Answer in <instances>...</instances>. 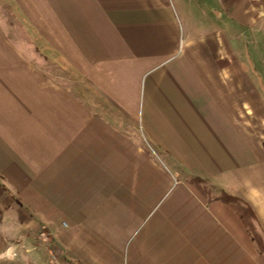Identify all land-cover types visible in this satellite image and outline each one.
Returning <instances> with one entry per match:
<instances>
[{
	"label": "crops",
	"instance_id": "1",
	"mask_svg": "<svg viewBox=\"0 0 264 264\" xmlns=\"http://www.w3.org/2000/svg\"><path fill=\"white\" fill-rule=\"evenodd\" d=\"M119 229L264 264V0H0V264H118Z\"/></svg>",
	"mask_w": 264,
	"mask_h": 264
},
{
	"label": "trees",
	"instance_id": "2",
	"mask_svg": "<svg viewBox=\"0 0 264 264\" xmlns=\"http://www.w3.org/2000/svg\"><path fill=\"white\" fill-rule=\"evenodd\" d=\"M200 188L203 192V195L208 200L212 199L214 197H219L222 200H224L228 205H231V206L236 207V208H245L247 211L244 213V215H246V222H247V226H248V222L251 221V218L249 217L251 213L248 211V209L250 211H251V209H250L248 202H246V201L238 198L237 196H234L233 194L226 192L224 190H219V194L215 195L214 192H212L213 187L211 188V186H209L207 184V182H205V181L203 182L202 187L200 185ZM239 213L241 214L242 212L239 211ZM251 232H254V230L251 229ZM251 235H252V238L255 240L256 244L259 246V244H261V242L258 239V234L257 233H251ZM262 253H263V251H262Z\"/></svg>",
	"mask_w": 264,
	"mask_h": 264
},
{
	"label": "rangeland",
	"instance_id": "3",
	"mask_svg": "<svg viewBox=\"0 0 264 264\" xmlns=\"http://www.w3.org/2000/svg\"><path fill=\"white\" fill-rule=\"evenodd\" d=\"M212 192H214L215 195L219 194V190H217L215 187H213ZM127 231H130V229L129 230L123 229L122 232H121V229H119V231H118V232H120L119 240H118V244H117V252H118L117 263L118 264H128L129 260H130L129 258H130V252H131L130 250H131V246H132V244H131L132 238L127 236V234L121 235V233H127ZM42 232H44L45 238L49 237L45 231H42ZM258 239L261 242V244H259V249L261 251H263V253H264V235L258 234ZM54 254L55 253H53V255ZM54 256H55V258L52 257L51 261L55 262L57 264H60L59 260L57 258V255L55 254ZM51 261L49 262V264H52Z\"/></svg>",
	"mask_w": 264,
	"mask_h": 264
},
{
	"label": "built area",
	"instance_id": "4",
	"mask_svg": "<svg viewBox=\"0 0 264 264\" xmlns=\"http://www.w3.org/2000/svg\"><path fill=\"white\" fill-rule=\"evenodd\" d=\"M218 1H219V2H223L224 0H218ZM41 237L44 238V239H46L44 233L41 234ZM53 253H54V252H53ZM52 255H53V254H52ZM54 255H55V254H54ZM54 255H53V257H55Z\"/></svg>",
	"mask_w": 264,
	"mask_h": 264
}]
</instances>
